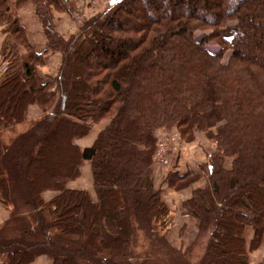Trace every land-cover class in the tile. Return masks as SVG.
I'll return each instance as SVG.
<instances>
[{
  "label": "trees",
  "instance_id": "1",
  "mask_svg": "<svg viewBox=\"0 0 264 264\" xmlns=\"http://www.w3.org/2000/svg\"><path fill=\"white\" fill-rule=\"evenodd\" d=\"M29 3L44 52L18 16ZM53 8L61 1L0 0L9 61L0 76V202L11 214L0 227V264L41 256L49 264H154L132 248L140 232L153 248H171L175 216L152 167L157 130L174 128L187 142L206 132L220 149L203 167L208 186L185 203L199 236L209 235L200 264H250L246 229L254 230L253 250L264 237V0H119L69 40L57 32ZM206 30L212 34L199 44L196 33ZM57 52L58 75L45 80L41 69ZM33 105L43 115L30 122ZM104 120L110 124L92 147L76 144ZM225 157L234 158L231 171ZM85 164L96 202L68 189ZM201 177L174 173L168 182L182 191ZM49 191L59 195L46 202ZM171 249L170 258L189 264Z\"/></svg>",
  "mask_w": 264,
  "mask_h": 264
},
{
  "label": "rangeland",
  "instance_id": "2",
  "mask_svg": "<svg viewBox=\"0 0 264 264\" xmlns=\"http://www.w3.org/2000/svg\"><path fill=\"white\" fill-rule=\"evenodd\" d=\"M60 1H61L62 8L61 9L53 8L52 10L53 16H54V22L57 28V32L65 40H69L70 37H72L73 35H77L80 32V27L83 24L93 19L94 17H97L98 15H101L107 12L109 9L112 8L113 2H116L119 0H60ZM13 2H16V0H13ZM18 16L20 17V20H22L21 23L26 28L29 29L30 35L32 36V38L33 37L36 38L37 45H38L37 50L44 52L47 49V38L44 32L42 23L40 22L39 18L36 15V6L33 5L32 3L27 4L26 6L18 10ZM229 25L234 26L231 23L227 24V26ZM5 27L6 26L4 24H0V29L3 34H4ZM209 33L212 34V30L198 31L196 33L197 42L199 44H202V42L204 41V38H207ZM4 44H5V41L3 43V46ZM205 47L213 53H219V50H220L216 48L215 43H209ZM23 53L26 54V51L23 50ZM231 55H232V50L230 49L225 50L224 56H223L224 64L228 63ZM3 62L9 65V61L3 60ZM61 64H62V54L59 52L50 53L47 57L46 66L41 69V73H43V75L45 76L44 79L50 80L52 78H55L53 77V75L55 74L56 76L58 75ZM33 106H38V105H33ZM38 107L43 112V109L40 106ZM28 120H29V112H28ZM105 121H108L110 124V120H104L102 122L105 123ZM109 124H107L106 128L109 126ZM222 125H224V123L220 124V126ZM94 126L95 124L92 126V129ZM216 132H217V129H214L213 134L215 135ZM156 133L158 135V142H157L158 147L155 153V157H157L158 160L155 161L154 159V163L152 167L155 189L162 193L161 189L163 185L167 184L169 191L166 190V192L167 191L171 193L182 192L183 194L192 192V197H193V194L195 191L206 188L209 184V178L206 174V171L203 169V167H205L207 164L210 163L212 155H215L216 153L220 151L217 140L209 136L208 133L202 132V131L196 132L195 138L192 142L185 141L182 138L180 132L175 128L171 130L160 129V130H157ZM159 150H162V153L159 154ZM183 152H185L184 155L189 156V159H193L194 161L195 160L200 161L198 163L202 164L199 166L200 171H201V176H202L200 179L201 181L200 180L199 181L200 182L204 181L205 186L203 188L195 189L194 187H196L198 183H194L182 191H176L173 188H170L169 182H168L169 176L176 173L177 169L179 168V165H180L179 159ZM224 162H225L224 163L225 169L227 171H231L233 168L234 158L225 157ZM87 165L89 166L90 164L83 165L84 166L83 167L84 176L82 180L80 178L78 179V180H81L80 182L81 184L84 185V187H89V174L88 175L85 174V171L89 172V168H87ZM161 180H164V181H161ZM93 183H94V180H93ZM94 188H95V185H94ZM49 192H54V191H49ZM167 196L171 198L174 195L168 194ZM187 201L183 203L182 207H178L176 203L175 204L172 203L174 207L173 209L166 202L165 204L171 210L172 214L176 218V214L178 212H180L181 215L182 213L184 215H187L186 213L187 211L185 209V203ZM181 209L184 212H182ZM174 225H175V222L173 223L171 229L169 230L166 236L168 246L171 247L173 250H175L177 253H179V257H181V259H184L185 262L189 264H200V261L206 252L209 235L203 234L199 236V227H198L197 234L195 232L193 233L191 237L193 238L194 236V240H193V243L189 246V248L183 249L181 247L180 249H175L172 246L174 244L175 246H178L177 240L179 239L182 240L181 238L183 236V233H182L183 231L181 229L179 230L176 229L173 231L172 229L174 228ZM199 226H200V222H199ZM170 233H171V236H169ZM168 239L171 241V243L169 242ZM251 244H250V249L248 250L249 257L251 256V254H253V252H255L258 249V248L254 250L251 249ZM152 246L153 245L151 241L148 239V237L146 236V234L144 232H140L138 236L135 238L132 251L134 252L135 255H138L143 259L145 257L146 258L150 257V259H152V262L154 264H161L162 262L167 261L168 259H169L168 260L169 264H174V263L178 264L179 262H182V260H180L179 258L178 259L174 257L170 258L171 248H168L169 250H167V247H166L167 245L165 243L159 242L156 248H153ZM263 262H264V259L261 262V264ZM49 263H50V260L46 256H41L35 262V264H49Z\"/></svg>",
  "mask_w": 264,
  "mask_h": 264
},
{
  "label": "crops",
  "instance_id": "3",
  "mask_svg": "<svg viewBox=\"0 0 264 264\" xmlns=\"http://www.w3.org/2000/svg\"><path fill=\"white\" fill-rule=\"evenodd\" d=\"M21 22H22V20H21ZM26 30L30 34L29 29L26 28ZM5 38H6V35H4L0 29V76H2L7 71L8 67H9V65H7V63L3 62V57H2V49H3V43L5 41ZM33 40H34L36 47L38 49L36 38L33 37ZM39 52H41V51H39ZM41 74L43 77H45L43 75V73H41ZM53 77H56V74L53 75ZM42 113L43 112L40 110V108L38 106L30 107L29 108V120H30V122L39 119V117L42 116ZM107 124H109L108 121H105V123L101 122L99 124H96L93 127V129L91 130L89 136L85 137L82 140L76 141V144L83 149L92 147L94 145V143L96 142L100 133L106 128ZM184 153L185 152L182 153L180 159L178 158L180 165H179V168L177 169L176 173H180V174H186L188 172L200 173L201 171H200L199 166L202 165L201 163H198L200 161H197V160L194 161L193 159H189V156L184 155ZM83 167L84 166L81 167V178H80L81 180L84 176ZM87 168H89V172L85 171V174H87V175L89 174V187H84V185L81 184V182H80L81 180H77L75 182L69 183L68 189L74 190V191H86L90 194L92 200L96 202L97 201V194H96V191L94 188L91 165H89V166L87 165ZM161 181H164V180H161ZM200 181L197 182L198 184L196 185V187H194L195 189L203 188L205 186L204 181L203 182H200ZM200 186H202V187H200ZM166 190H168V185L164 184L162 189H161L162 198H163L164 202H166L169 206L172 207V209L174 208L172 203H174V204L176 203L178 205V207H182V205L185 201L190 200L192 198V192L183 194L182 192L171 193V192H168L169 190L166 192ZM168 194L174 195V196H172L170 198L167 196ZM58 195H59L58 192H45L43 195V198L46 202H51ZM181 211L184 212L182 209H181ZM10 219H11L10 212L4 207V205L2 203H0V227H2L4 224H6ZM198 227H199V221H197L195 218L184 215L183 213L181 215L180 212H178L176 214L175 225H174V228L172 230L174 231L176 229L177 230L181 229L183 231L182 232L183 236L181 238L182 240H180V239L177 240L178 246H175V244H174L172 247L175 249H180L181 247L183 249L189 248V246L193 243V240H194V236H193V238H191V237H192L193 233L196 232V234H197ZM171 233L169 234V236H171ZM169 236H168V238H169ZM254 236H255V233H254L253 228L248 227L245 231V239H246L248 250L250 249V244L252 243ZM169 242L171 243L170 240H169ZM263 259H264V237H263V241H262L261 246L255 252H253V254H251L250 264H261Z\"/></svg>",
  "mask_w": 264,
  "mask_h": 264
},
{
  "label": "built area",
  "instance_id": "4",
  "mask_svg": "<svg viewBox=\"0 0 264 264\" xmlns=\"http://www.w3.org/2000/svg\"><path fill=\"white\" fill-rule=\"evenodd\" d=\"M160 153H162V150H159V154H160ZM154 159H155V161H157V160H158V158H157V157H155Z\"/></svg>",
  "mask_w": 264,
  "mask_h": 264
},
{
  "label": "water",
  "instance_id": "5",
  "mask_svg": "<svg viewBox=\"0 0 264 264\" xmlns=\"http://www.w3.org/2000/svg\"><path fill=\"white\" fill-rule=\"evenodd\" d=\"M115 2H113V4H114Z\"/></svg>",
  "mask_w": 264,
  "mask_h": 264
}]
</instances>
